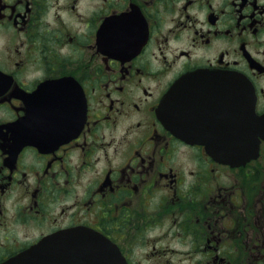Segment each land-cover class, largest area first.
Returning <instances> with one entry per match:
<instances>
[{
  "label": "flooded vegetation",
  "instance_id": "af4514ba",
  "mask_svg": "<svg viewBox=\"0 0 264 264\" xmlns=\"http://www.w3.org/2000/svg\"><path fill=\"white\" fill-rule=\"evenodd\" d=\"M70 229L264 264V0H0V264Z\"/></svg>",
  "mask_w": 264,
  "mask_h": 264
},
{
  "label": "water",
  "instance_id": "95a60500",
  "mask_svg": "<svg viewBox=\"0 0 264 264\" xmlns=\"http://www.w3.org/2000/svg\"><path fill=\"white\" fill-rule=\"evenodd\" d=\"M175 87L166 95L160 114L174 130ZM177 134V131H174ZM4 264H126L119 250L92 231L70 229L53 234Z\"/></svg>",
  "mask_w": 264,
  "mask_h": 264
}]
</instances>
